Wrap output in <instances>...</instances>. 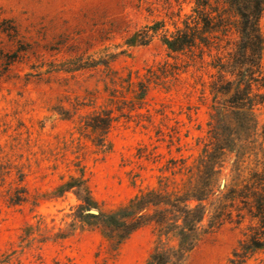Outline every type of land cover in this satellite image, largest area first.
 <instances>
[{
  "label": "rangeland",
  "instance_id": "374dc122",
  "mask_svg": "<svg viewBox=\"0 0 264 264\" xmlns=\"http://www.w3.org/2000/svg\"><path fill=\"white\" fill-rule=\"evenodd\" d=\"M149 27L147 45L128 44ZM259 29L255 124L238 162L222 159L209 203L225 189L235 198L183 264H264V249L237 258L263 235L264 13ZM181 32L196 46L173 53L163 38ZM237 42L222 0H0V264H145L175 247L150 223L115 248L87 216L192 189L220 131L218 91L237 77Z\"/></svg>",
  "mask_w": 264,
  "mask_h": 264
},
{
  "label": "trees",
  "instance_id": "16d2710c",
  "mask_svg": "<svg viewBox=\"0 0 264 264\" xmlns=\"http://www.w3.org/2000/svg\"><path fill=\"white\" fill-rule=\"evenodd\" d=\"M222 4L225 10L235 17L238 42L235 45L232 67L237 77L233 81L226 82L227 87H222L218 91L228 99L220 108V120H217L220 131L216 137L212 138L211 147L204 152L199 161L197 183L182 195L150 191L141 193L126 206L110 213L99 212L96 216H87L115 248H118L134 232L150 223L157 225L164 235L176 241L175 247H157L145 264H183L202 235L213 229L216 220H220L223 216L220 214H223L226 202L235 198L233 191L225 189L226 192L220 193V200L216 206L209 203L210 197L218 191L217 183L221 174L222 159L227 154H235L236 162L234 163L238 162L244 155L246 143L255 124L254 98H260V96L254 95L253 98L251 87L255 76L259 75L261 70L263 41L259 22L264 13V0H222ZM201 7V10H204L207 5H201ZM197 19L201 22L202 30H208L211 25L210 19L201 15L200 12ZM157 33L158 30L154 27L145 28L127 42L130 46H144ZM163 43L173 53L193 49L196 46L194 38L184 32L175 38L164 37ZM227 117L232 120V124L227 125L225 121ZM229 128L233 129L232 134H229ZM252 201L260 211L263 206L261 197L254 196ZM85 202L86 209H97L89 200ZM191 203L194 205L191 206ZM210 207L213 208L211 215H209ZM206 218L208 220L204 226ZM255 218L261 224L262 239L257 237L250 244L242 245V253L237 255L239 263L243 262L248 254L264 249V223L260 217Z\"/></svg>",
  "mask_w": 264,
  "mask_h": 264
},
{
  "label": "water",
  "instance_id": "95a60500",
  "mask_svg": "<svg viewBox=\"0 0 264 264\" xmlns=\"http://www.w3.org/2000/svg\"><path fill=\"white\" fill-rule=\"evenodd\" d=\"M90 214L97 215V212H95V211H90Z\"/></svg>",
  "mask_w": 264,
  "mask_h": 264
}]
</instances>
